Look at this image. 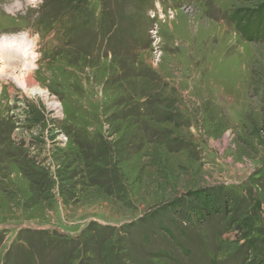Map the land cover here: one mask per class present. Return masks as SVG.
<instances>
[{
    "label": "rangeland",
    "instance_id": "obj_1",
    "mask_svg": "<svg viewBox=\"0 0 264 264\" xmlns=\"http://www.w3.org/2000/svg\"><path fill=\"white\" fill-rule=\"evenodd\" d=\"M9 44L0 264H264V0H0Z\"/></svg>",
    "mask_w": 264,
    "mask_h": 264
},
{
    "label": "bare ground",
    "instance_id": "obj_2",
    "mask_svg": "<svg viewBox=\"0 0 264 264\" xmlns=\"http://www.w3.org/2000/svg\"><path fill=\"white\" fill-rule=\"evenodd\" d=\"M19 37H20V35H17L14 38L17 39ZM2 48H3L2 49L3 51H0V58L2 60H3V58L6 60L7 58L11 57L13 60L9 61L8 65H10V66H14V65H18V64L22 65L21 67L17 68L21 71L20 73L11 74L10 78L12 79V81H14L17 86L24 89L26 92H28L32 95H40L44 99H47L48 98V92L36 85L35 81L33 80L32 76H31L30 67H28L29 65L27 66V63H31L32 58L29 59L28 62L26 63V59L28 57H32L34 55V53L31 52L29 55H27L18 47H13L12 44H9L8 48L7 47H2ZM3 63H5L4 60H3ZM25 68H27L29 71L24 72L23 69H25ZM0 71H2L1 65H0ZM51 101L48 102L50 108L55 109L57 111H60V104L58 103V101H56L55 99H53Z\"/></svg>",
    "mask_w": 264,
    "mask_h": 264
},
{
    "label": "built area",
    "instance_id": "obj_3",
    "mask_svg": "<svg viewBox=\"0 0 264 264\" xmlns=\"http://www.w3.org/2000/svg\"><path fill=\"white\" fill-rule=\"evenodd\" d=\"M54 112H55V111H54ZM54 116H56V112H55Z\"/></svg>",
    "mask_w": 264,
    "mask_h": 264
},
{
    "label": "trees",
    "instance_id": "obj_4",
    "mask_svg": "<svg viewBox=\"0 0 264 264\" xmlns=\"http://www.w3.org/2000/svg\"><path fill=\"white\" fill-rule=\"evenodd\" d=\"M206 195H204V197H205Z\"/></svg>",
    "mask_w": 264,
    "mask_h": 264
}]
</instances>
